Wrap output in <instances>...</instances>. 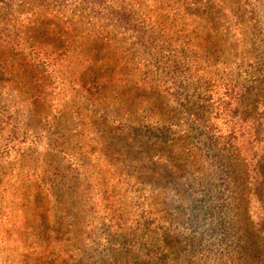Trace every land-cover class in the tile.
Listing matches in <instances>:
<instances>
[{
	"label": "rangeland",
	"instance_id": "374dc122",
	"mask_svg": "<svg viewBox=\"0 0 264 264\" xmlns=\"http://www.w3.org/2000/svg\"><path fill=\"white\" fill-rule=\"evenodd\" d=\"M74 8L22 0L0 28V264H163L155 242L164 264H222L215 206L237 231L264 142L245 157L216 94L264 70V0ZM163 128L176 136L150 137Z\"/></svg>",
	"mask_w": 264,
	"mask_h": 264
},
{
	"label": "trees",
	"instance_id": "16d2710c",
	"mask_svg": "<svg viewBox=\"0 0 264 264\" xmlns=\"http://www.w3.org/2000/svg\"><path fill=\"white\" fill-rule=\"evenodd\" d=\"M22 0H0V28L5 26L6 16L12 12V7L15 3ZM32 2H39L47 4L51 0H30ZM89 0H74V12L83 10V7ZM23 1L22 3H24ZM254 76L247 77L251 82L240 81V77L236 78L235 85L224 86L216 96H219L218 105L221 101H226L227 106L236 104V110L234 117L238 123L242 124L236 130L235 127L229 131V136L232 137L230 142L236 140L238 136L236 132L240 133L241 137L246 139L243 147L245 157H249L253 153V148L257 142V145H261L264 142V138L260 139V132L264 127V120L260 115V110L264 107V70L261 73H253ZM240 79V80H239ZM223 95V96H222ZM214 96L213 99L216 97ZM214 102V101H213ZM208 105L202 104L201 113H197V119L200 125L198 131L209 130V134H205L209 137V140H213L215 136L214 128L210 127V117L212 114H206V108ZM214 120L213 118H211ZM209 121V122H208ZM248 130V131H247ZM168 131L157 129L151 132L152 139L162 140L163 142L170 141L176 134L167 133ZM211 133V134H210ZM200 134H204L201 133ZM173 137V138H171ZM255 139V141H253ZM235 156V154H234ZM224 156L221 159L220 164L222 166L232 167L231 158ZM226 158V160H225ZM251 161L247 165L249 172V190L246 191L242 197L240 204H244V210L239 219V228L237 231L229 229L227 224L230 221L228 216L222 215L224 210L225 199L221 198L218 205L215 206L218 209L217 219H220L210 229V236L213 239H217L214 245L219 248L222 264H264V218L256 225L249 220L251 209L253 205H259L262 212L264 210V159L258 160L254 156H250ZM177 171V170H176ZM227 213V212H226ZM264 214V212H262ZM170 228V226H169ZM167 228V229H169ZM234 230V231H233ZM212 240V239H211ZM213 243V242H212ZM154 256L158 263H165L168 260V251L165 246H158L155 242L152 245ZM150 252V253H151ZM169 264V262L167 263Z\"/></svg>",
	"mask_w": 264,
	"mask_h": 264
}]
</instances>
